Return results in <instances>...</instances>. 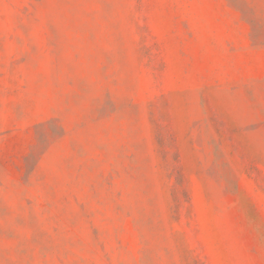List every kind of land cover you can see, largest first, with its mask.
Segmentation results:
<instances>
[{"label": "rangeland", "instance_id": "374dc122", "mask_svg": "<svg viewBox=\"0 0 264 264\" xmlns=\"http://www.w3.org/2000/svg\"><path fill=\"white\" fill-rule=\"evenodd\" d=\"M0 264H264V0H0Z\"/></svg>", "mask_w": 264, "mask_h": 264}]
</instances>
